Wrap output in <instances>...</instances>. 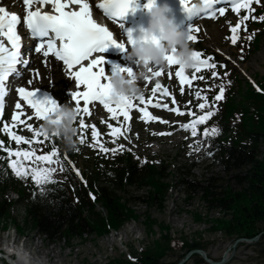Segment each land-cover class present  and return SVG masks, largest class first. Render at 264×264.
I'll use <instances>...</instances> for the list:
<instances>
[{
  "label": "trees",
  "instance_id": "trees-1",
  "mask_svg": "<svg viewBox=\"0 0 264 264\" xmlns=\"http://www.w3.org/2000/svg\"><path fill=\"white\" fill-rule=\"evenodd\" d=\"M258 5L254 13L260 22H253L251 19L246 21L248 35L243 38L239 49H243L239 54L243 63L252 54L251 48L254 49L260 43L264 45V21L259 19L264 15V0H260ZM250 32L253 34V42L248 41ZM215 70L221 74L226 72L229 77L223 75L220 80L211 77V72L209 73L211 84L215 83L218 87L223 81L225 92L224 98L215 106L216 111L210 122L211 126H217L220 131L208 138L205 150H211L213 155H217L225 171L247 168L244 176L238 178L244 188L234 192L228 184H218V179L214 178L201 184L197 183L189 174L195 164L193 160L184 166L187 172L182 178V184L187 191L199 194L212 209L231 212L230 219H208L212 220V230L223 233L231 243L241 238L250 240L259 235L260 240H263L264 228L260 230L258 225L264 223V152L260 150L261 146L264 147V77L257 81L258 90L254 91L246 82L242 85L229 68ZM229 81L231 83H228ZM230 125L233 126L228 134ZM0 157H3L0 159L2 229L13 225L21 234L27 227L51 241L59 239L69 242L74 238L81 240L88 234L104 236L109 232L118 231L126 222L137 220L135 211L125 199L116 194L117 190L122 191L134 185L139 188L145 186L149 201L156 202L165 199L170 187L169 183L165 182L163 168L156 165L154 160H146L143 164L142 158L134 161L133 156L124 151L118 155L107 156L103 165H100L96 158L92 168L87 170L88 181L85 187L64 164L65 170L59 171L57 168L52 183L46 187V195L41 196L40 191L30 181L18 179L10 172L6 157L1 152ZM54 179L60 184L56 185ZM103 181L109 184L102 183ZM18 183L24 186V189L19 190ZM64 183L67 186H64ZM110 185L114 190L109 189ZM8 191H17V203L23 204L24 216L21 222H16L12 216L13 201L9 200ZM88 193L92 195L93 200ZM98 207L103 210L104 215L96 212ZM195 219L203 220L201 215H197ZM145 224L152 234L156 223L146 216ZM158 227L159 238L153 241L152 247L141 250L139 257L123 261L114 259L109 264H164V258L173 247L180 249L182 254L179 260L169 264H177L190 251L203 250L201 241L190 243L185 240L175 243L171 241L168 226ZM257 246L258 254L264 259V243ZM200 261L202 262L201 258Z\"/></svg>",
  "mask_w": 264,
  "mask_h": 264
},
{
  "label": "snow or ice",
  "instance_id": "snow-or-ice-1",
  "mask_svg": "<svg viewBox=\"0 0 264 264\" xmlns=\"http://www.w3.org/2000/svg\"><path fill=\"white\" fill-rule=\"evenodd\" d=\"M257 3L260 0H256ZM215 0H181V5L189 15L198 16L200 12L196 11L197 6L203 7L208 11L205 13L209 17L215 16L217 13L224 15L226 12L225 7L213 8L212 5ZM27 6L26 15L21 16L15 12L7 11L5 7L0 6V112L4 107V96L6 92L5 81L9 78L10 74H20L18 66L29 65V59L25 57V52L22 49V36L18 32V26L26 27L28 33L32 38H36L34 50L37 53H42L44 57L50 54L57 60L62 61L66 66L68 73L74 78L76 89L72 92V100L75 101L74 107L76 112V119L79 116V141L84 143L86 140V132L89 126L86 124L85 116L89 114L90 105L93 102H99L107 110L111 117L116 120L118 125H124V131H121L120 126H113L109 123L108 128L111 130L114 148H109L102 141L98 140V130L95 125L91 126V147L97 148L103 153H113L117 150H124V145L116 142V137L125 135L127 132V121L130 118V110L138 108L142 113L141 119L145 121H156L161 118L152 115L148 111V104L153 103L152 96L145 97L144 93L138 97H121L117 102L112 100L111 84L108 82V76L105 74L103 67V56L101 53L109 46H115L121 51L126 50V43L123 40H117L113 36V32L105 25L98 23L93 19L89 0H24ZM36 5L32 10V5ZM134 0H99L97 7L103 10V13L111 20L117 21L118 17H123L130 8H132ZM153 0H148L145 7L150 8ZM50 5L51 10H47L45 6ZM229 5L231 10L235 13H240L241 9H246L248 13L253 11L251 5L252 0H230ZM250 19L248 14H241L239 20L230 27V36H226L232 44H236L239 39V30L243 26L245 29L246 21ZM251 19H257L256 16H251ZM264 21V15L259 17ZM199 30L194 27L193 23L190 25L188 31L185 33V38L188 41H196L197 36L194 32ZM251 39V37H248ZM153 42H157V37L153 36ZM127 44L135 45L136 41L132 40L129 33ZM243 49H241L242 51ZM31 51V48H29ZM194 63L192 69L194 70L191 75L185 73L182 65L179 64L177 58L169 53L166 54L165 60L167 65H178L175 69V76L178 78L180 85L187 84L190 88L193 87V81L205 79V75H197L201 69H211V77L219 75L216 65L212 62L213 58L207 56L201 51H193ZM223 66V65H221ZM163 67L157 66L149 68L150 75L145 76V81L152 80L153 77L161 76ZM113 72L120 71L133 75L134 72L131 68H120L113 65ZM38 75V73H37ZM172 75L171 72L168 73ZM223 75L227 76L225 72ZM31 83V81H29ZM228 83H231L229 81ZM208 87H216L215 83L207 85ZM160 81L156 80L155 86L151 88V92L155 95L160 89ZM36 89H28L19 87L17 89L22 101L25 102L31 109V116L23 112V104L16 103V108L20 111L13 112L11 120L12 123H4L3 131L7 133L8 137L15 141L16 147L5 146V141L0 139V149L7 153V165L11 168L12 173L17 177H30L37 186H40L39 195L43 196L48 191L44 185L48 184L53 179V174L59 168V171H64L65 167L62 162L58 149L55 144L51 145V150L44 151L42 154H37L34 144L43 145L45 141L57 136L56 133H49L43 130V121L48 119L52 114L59 110V106L54 100L46 98L44 100H37L34 98ZM165 95H171L167 88L162 89ZM181 93L185 91L184 87L180 88ZM225 92L224 83L218 86V92L209 99L206 92L196 90L194 96L197 99L195 107L200 109V112H194L191 107L181 109L180 107H173L171 111L177 114H183L185 111L191 119L185 123L180 124V128L190 130L193 137L198 134V126L204 124L209 118L213 117L216 111V103L224 98ZM139 101V104L134 103ZM172 103L176 104L177 101L173 96ZM192 101H186L185 104H191ZM143 105V106H141ZM155 107L168 109V103H156ZM34 116L36 120L42 121L38 127H33L30 121ZM122 116V120L119 118ZM23 117V118H22ZM57 122V121H53ZM163 123H168L164 120ZM23 125L32 133L31 136L18 134L14 131L17 125ZM217 126L204 127V137L215 136L219 132ZM165 134V133H162ZM170 134V133H166ZM43 137V139H40ZM20 145H25L21 147ZM190 150L199 151L200 142H195V147L189 146ZM211 155L212 151L206 153ZM3 159V157H0ZM66 160L67 157H64ZM25 161H31V164H25ZM143 163V161H141ZM71 164V161H68ZM56 165V167H53ZM77 175H80L79 170L76 169ZM83 179V177H81Z\"/></svg>",
  "mask_w": 264,
  "mask_h": 264
},
{
  "label": "rangeland",
  "instance_id": "rangeland-1",
  "mask_svg": "<svg viewBox=\"0 0 264 264\" xmlns=\"http://www.w3.org/2000/svg\"><path fill=\"white\" fill-rule=\"evenodd\" d=\"M239 20L237 13L233 11H226V14L220 15L211 20L203 21L198 26L199 32H196L199 42H201V50L205 51L207 56H211L214 62L220 65L226 64L241 82H245L246 76H250L255 82L264 77V45L258 44L252 51L249 59L244 63L238 61L237 44H232L226 36H230V27ZM243 28L239 30L241 37ZM216 34V35H215ZM196 49V46H192ZM160 85L169 91L175 97L180 108L185 109V102L191 100V89H185L183 93L178 90L174 81H170V76L165 75L158 79ZM143 85V81H142ZM144 94L150 93L149 88L143 85ZM194 89V88H193ZM59 99L64 102L69 98L66 96V90L57 95ZM75 104V103H74ZM190 119V116L185 111L183 118H173L168 124L173 126L175 132L172 135H161L164 131V126L150 125L143 126L136 121L133 122V127L127 129L125 138L119 139L120 143L130 148V150L137 156L154 159L155 164L161 166L163 169V176L165 182L169 183L170 187L167 190L165 199L163 201L150 202L147 198V188L144 186L139 188L137 185L128 186L122 191H115L116 194L128 202V205L135 211L138 219L124 223L116 232H109L104 236H96L88 234L84 239L74 238L69 242L63 240L51 241L45 236L25 228L23 233L14 231V226L9 225L7 229L0 232V237L9 244L19 245L29 252V258L35 259L40 264H109L114 259L123 261L124 259L137 258L139 252L144 249L152 247L154 240L159 238V226L166 225L169 227L171 241L175 243L179 241H189L194 243L195 240L201 241L200 245L209 260L219 262L223 255L226 254L228 260L223 264H264V259L258 254L257 244H263V240L256 241L252 244H239L231 251L233 243L223 233L211 229L212 220L220 217L230 219L231 212L219 211L212 209L205 203L200 195L189 192L182 184L184 177V166L189 159L186 153L189 152L188 143H184V135H191V131H182L181 123H185ZM100 128V126H99ZM105 130V128H103ZM90 130H85L86 137H91ZM80 132L77 131L75 136V145L72 148H66L60 139V145L66 152L77 146ZM90 134V135H89ZM104 136V135H103ZM107 144V147H112L113 142H109L107 138L98 139ZM198 139L194 140L195 142ZM91 140H86L80 146V152L75 157L74 163L80 171L86 173V169L91 168L93 161V151ZM260 150L264 152V147ZM247 168L238 170L225 171L223 165L218 159L206 161L199 164L193 169L189 170L190 178L201 184L208 179H218V184L228 186L234 191L239 192L244 186L239 182L238 178L244 176ZM102 183L109 184L106 181ZM109 189L114 190L111 185ZM9 199L14 200L15 195L7 192ZM12 216L16 222H21L24 216L23 207L20 205H13ZM96 212L103 214V210L98 207ZM104 215V214H103ZM201 215L203 220H196V216ZM148 216L156 224L153 226V233L150 234L147 225L145 224V217ZM209 221V222H208ZM0 222V229H1ZM258 228H264V223L259 224ZM173 245V244H172ZM40 248V252L36 248ZM38 252V253H37ZM46 253L47 258L44 257ZM182 252L180 249L173 247L167 256L164 258V264L173 263L179 260ZM199 256V255H198ZM200 257V256H199ZM191 255L185 264H208L201 257Z\"/></svg>",
  "mask_w": 264,
  "mask_h": 264
},
{
  "label": "clouds",
  "instance_id": "clouds-1",
  "mask_svg": "<svg viewBox=\"0 0 264 264\" xmlns=\"http://www.w3.org/2000/svg\"><path fill=\"white\" fill-rule=\"evenodd\" d=\"M146 10L149 17L147 26L143 29L136 44L129 45L127 54V60L136 66V71L133 75L120 71H112L107 75L114 102L119 101L121 97H138L143 94L142 81H144L145 76L150 75L148 69L157 66L166 67V54H173L185 71L192 69L194 49L190 41L185 38V32L178 30L172 19L166 15L169 6L153 3ZM202 10L203 7L198 5L196 11ZM153 36L157 37L155 43L152 40ZM75 121V107L69 102L43 121V130L56 133L64 146L70 149L76 143ZM4 254L15 257L13 264H29L30 254L22 244L8 246Z\"/></svg>",
  "mask_w": 264,
  "mask_h": 264
},
{
  "label": "bare ground",
  "instance_id": "bare-ground-1",
  "mask_svg": "<svg viewBox=\"0 0 264 264\" xmlns=\"http://www.w3.org/2000/svg\"><path fill=\"white\" fill-rule=\"evenodd\" d=\"M91 2V0H89ZM89 2V3H90ZM4 5H10L9 1L8 0H5ZM14 7L18 8V3L17 1L15 2L14 4ZM216 35V34H215ZM34 64H38V60H35L34 61ZM134 67H135V71H136V66L134 64H132ZM58 66H60L56 61L54 60H51V62L49 63V66L47 68V70H40L41 74L43 75V78H46V79H51L53 80V83L55 84V87H54V91L57 93V94H60L61 93V88L60 86H64L65 88H68L69 85H71V82L70 80L68 79H64L61 72H60V69L58 68ZM36 68H38V65L36 66ZM8 246H11L9 243L5 242L1 237H0V249L4 250L8 247ZM36 250L38 252H40V248L37 247ZM37 252V253H38ZM44 257L47 258V255L46 253H44ZM13 262H14V259H13ZM29 264H40L39 262L35 261V259H31L29 258ZM46 264V262H45Z\"/></svg>",
  "mask_w": 264,
  "mask_h": 264
},
{
  "label": "water",
  "instance_id": "water-1",
  "mask_svg": "<svg viewBox=\"0 0 264 264\" xmlns=\"http://www.w3.org/2000/svg\"><path fill=\"white\" fill-rule=\"evenodd\" d=\"M258 239H259V236H256V237H254V238H252L250 240L244 239V238L235 240L233 242L232 247L229 248L228 250H230V251H231V249L233 250L235 248V246H237V245H239L241 243H252V242L257 241ZM194 254L195 255H199L208 264H223V263H225L228 260V258H226V254H224L223 257H222V259L219 262H214V261H211V260H209L207 258L206 253L204 251H202V250H192L189 253H187L184 256V258L181 259L177 264H185L188 261V259L190 258V256L191 255H194Z\"/></svg>",
  "mask_w": 264,
  "mask_h": 264
}]
</instances>
